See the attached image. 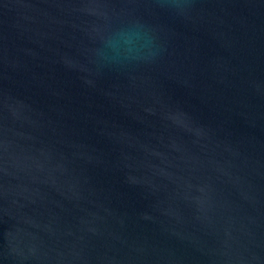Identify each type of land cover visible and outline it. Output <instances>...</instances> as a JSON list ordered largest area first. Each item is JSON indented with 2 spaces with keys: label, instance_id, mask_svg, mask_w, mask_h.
Returning <instances> with one entry per match:
<instances>
[{
  "label": "water",
  "instance_id": "obj_1",
  "mask_svg": "<svg viewBox=\"0 0 264 264\" xmlns=\"http://www.w3.org/2000/svg\"><path fill=\"white\" fill-rule=\"evenodd\" d=\"M0 264H264V0H0Z\"/></svg>",
  "mask_w": 264,
  "mask_h": 264
}]
</instances>
